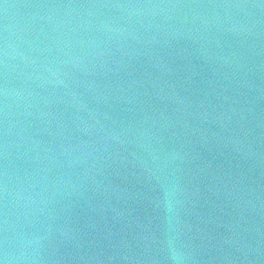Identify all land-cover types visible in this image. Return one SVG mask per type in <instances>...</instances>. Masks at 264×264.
Returning a JSON list of instances; mask_svg holds the SVG:
<instances>
[{"label":"water","instance_id":"1","mask_svg":"<svg viewBox=\"0 0 264 264\" xmlns=\"http://www.w3.org/2000/svg\"><path fill=\"white\" fill-rule=\"evenodd\" d=\"M0 264H264V0H0Z\"/></svg>","mask_w":264,"mask_h":264}]
</instances>
